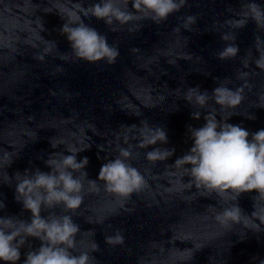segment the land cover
Segmentation results:
<instances>
[{
    "label": "clouds",
    "instance_id": "clouds-1",
    "mask_svg": "<svg viewBox=\"0 0 264 264\" xmlns=\"http://www.w3.org/2000/svg\"><path fill=\"white\" fill-rule=\"evenodd\" d=\"M129 2L134 12L121 9L117 0H100L86 9L85 15L102 20L106 25H112L114 21L126 24L134 18L135 13H139L140 19H151L160 24L170 15L178 13L185 6L186 0H124L125 4ZM247 8L243 19H236L231 23L236 28H243L250 15L259 27L264 28V8L254 3L249 4ZM177 19L182 20L183 24L175 31H179L180 27L192 31V26L197 23L196 15ZM60 31L66 36L76 60L88 63L104 60L112 64L119 56L118 48L108 43L106 35L82 21L64 23ZM220 38L222 41L231 40L233 43L225 44L217 53V58L223 61L235 57L240 51L235 43L236 35L222 33ZM257 67L264 69V58L257 60ZM229 82V78H225L221 85L212 90V95L221 109L235 110L244 99L243 88L230 89L225 86ZM183 99L190 105H193L194 100L195 104L204 108L209 99V92L201 91L198 86L189 87ZM259 107L264 108V105ZM192 118L199 120L201 113L193 111ZM229 118L222 117L218 120L216 115L209 114L204 116L203 126H189L188 132L193 143L190 151L178 160L192 165L190 175L197 188L203 187L218 193L231 191L237 196L255 191L264 198V129L250 133L238 124L228 123ZM247 118L255 119L251 115ZM149 133L140 144L141 147H152V150L146 153V158L155 162L171 157L174 149L155 147L158 143L168 142L164 129L152 127ZM83 150L85 149H69L70 154H62L56 161L46 160V166L50 169L48 172L37 168L34 171L25 170L23 174H14V177H22L16 184L15 199L32 215L30 222L14 216L0 217V262L17 264L21 257L20 249L31 237L41 241V244L36 249L30 246L23 264H96L95 257L90 256L88 251L73 254L76 250V236L81 228L73 221L71 215H41L42 207L54 209L62 205L65 212H74L80 208L83 202V185L74 173L80 172L87 177L85 168L89 163L88 158L77 161V154ZM130 158L131 152L120 148L119 155L102 164L97 179L104 181L108 192L128 197L141 188L143 177L138 169L128 162ZM89 183L95 185V180L89 179ZM239 211V208L226 209L223 216L236 217ZM89 231L95 235L94 230ZM105 243L113 246L123 245L124 237L121 231L117 230L114 235L106 236ZM91 251H99V245L95 241L91 245Z\"/></svg>",
    "mask_w": 264,
    "mask_h": 264
}]
</instances>
